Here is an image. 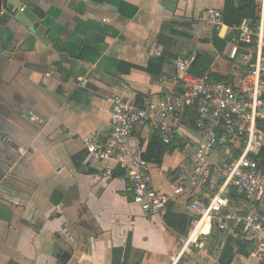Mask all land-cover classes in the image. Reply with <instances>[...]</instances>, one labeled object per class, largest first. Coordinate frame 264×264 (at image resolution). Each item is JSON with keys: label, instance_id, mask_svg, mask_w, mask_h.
<instances>
[{"label": "crops", "instance_id": "1", "mask_svg": "<svg viewBox=\"0 0 264 264\" xmlns=\"http://www.w3.org/2000/svg\"><path fill=\"white\" fill-rule=\"evenodd\" d=\"M19 1L40 27L12 4L0 13V264H112L129 242L127 264L170 263L182 237L166 213L134 204L126 173L89 163L85 140L110 131L112 94L141 104L179 90L174 58L209 52L219 71L227 26L215 39L206 14L225 0ZM155 134L138 125L131 141L145 153ZM182 159L168 147L149 161L157 189L172 191ZM185 201L176 210L191 214Z\"/></svg>", "mask_w": 264, "mask_h": 264}, {"label": "built area", "instance_id": "2", "mask_svg": "<svg viewBox=\"0 0 264 264\" xmlns=\"http://www.w3.org/2000/svg\"><path fill=\"white\" fill-rule=\"evenodd\" d=\"M206 21L218 32L225 25L218 10L208 11ZM225 33L223 54L232 65L224 79L210 70L190 74L194 53L174 58L179 90L141 104L112 94L110 131L85 140L89 163L105 165L109 174L123 170L133 203L148 216L166 213L177 196L186 199L192 221L168 264H189L192 250L207 254L213 231L227 233L238 224L252 244L247 261L264 264V0H256L254 18ZM138 125L183 154L171 192L155 187L152 164L131 141ZM205 224L209 230L201 232Z\"/></svg>", "mask_w": 264, "mask_h": 264}, {"label": "trees", "instance_id": "3", "mask_svg": "<svg viewBox=\"0 0 264 264\" xmlns=\"http://www.w3.org/2000/svg\"><path fill=\"white\" fill-rule=\"evenodd\" d=\"M256 12V0H225V6L222 11L224 24L228 27H233L238 25L242 19L244 18H254ZM40 16H43V12L39 13ZM218 30H213V36L215 39L219 38ZM221 39V38H220ZM223 39V38H222ZM221 39V40H222ZM229 37L227 36L222 40V45L225 46ZM206 41H210L208 38ZM194 60L192 61L189 72L192 75H202L215 62V56L211 55L209 52H195ZM221 65L219 67V71L212 72L218 79H224L226 77V73L231 68L232 62L226 57L224 54H221ZM164 57V55H163ZM163 62V58L157 62ZM126 66L125 72H129L135 66L130 64L123 63V66ZM167 150L162 144L161 138L156 133L153 135L151 142L149 143L147 152L144 153V157L157 165H161L163 162L164 154ZM236 196V195H235ZM240 197H244L241 195ZM192 221V215L185 212H179L176 210V204L174 202L170 203L167 209L166 214L164 215L165 225L174 231L179 237L185 236L190 228V224ZM211 235L213 240H217L219 234H224V232L213 231ZM227 237V241L220 252V256L218 259V264H231L235 254L237 253L236 248L239 249V252L248 257L251 250L252 244L244 238V235L241 230L240 224L234 226ZM217 235V236H216ZM131 249L130 242L127 244L126 248L123 249H114L113 252V262L112 264H127L129 251Z\"/></svg>", "mask_w": 264, "mask_h": 264}, {"label": "rangeland", "instance_id": "4", "mask_svg": "<svg viewBox=\"0 0 264 264\" xmlns=\"http://www.w3.org/2000/svg\"><path fill=\"white\" fill-rule=\"evenodd\" d=\"M208 230L209 229H207V232ZM228 236V232L219 234L218 239L211 242L207 247V254L192 250L190 256V264H218L217 262L220 256V252L222 251V248L224 247ZM236 251V254H241L238 248H236Z\"/></svg>", "mask_w": 264, "mask_h": 264}, {"label": "water", "instance_id": "5", "mask_svg": "<svg viewBox=\"0 0 264 264\" xmlns=\"http://www.w3.org/2000/svg\"><path fill=\"white\" fill-rule=\"evenodd\" d=\"M8 4H12L17 8V17L21 22H23V24L31 29H37L40 27L38 16L35 14L31 5L27 8H23V2H20L19 0H0V13L4 7H7Z\"/></svg>", "mask_w": 264, "mask_h": 264}, {"label": "bare ground", "instance_id": "6", "mask_svg": "<svg viewBox=\"0 0 264 264\" xmlns=\"http://www.w3.org/2000/svg\"><path fill=\"white\" fill-rule=\"evenodd\" d=\"M207 229H208V225L205 224V225H203V226L200 228V231H201V232H207Z\"/></svg>", "mask_w": 264, "mask_h": 264}]
</instances>
